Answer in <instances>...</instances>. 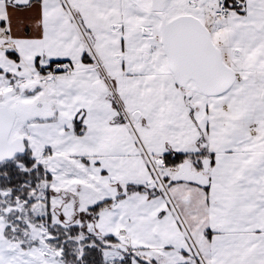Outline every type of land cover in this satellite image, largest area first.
Instances as JSON below:
<instances>
[{"label":"snow or ice","instance_id":"1","mask_svg":"<svg viewBox=\"0 0 264 264\" xmlns=\"http://www.w3.org/2000/svg\"><path fill=\"white\" fill-rule=\"evenodd\" d=\"M0 264H264V0H0Z\"/></svg>","mask_w":264,"mask_h":264}]
</instances>
